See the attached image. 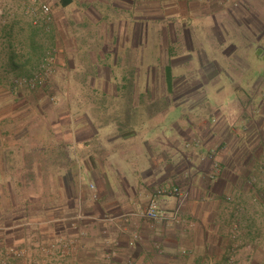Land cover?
<instances>
[{
	"label": "crops",
	"instance_id": "0c3cea01",
	"mask_svg": "<svg viewBox=\"0 0 264 264\" xmlns=\"http://www.w3.org/2000/svg\"><path fill=\"white\" fill-rule=\"evenodd\" d=\"M35 1L16 0L15 18L0 29V87L9 71L27 77L54 52L44 87L13 97L40 108L0 111V127L16 124L5 138L0 128V228L23 222L11 217L17 207H35L30 226L47 229L50 250L55 240L75 242L90 264H264L262 201L252 223L248 209L222 204L225 192L211 186L212 146L199 129L212 114L114 111L153 84L149 70L174 78L175 57L160 55L259 50L247 38H264V0H167L160 9L145 0L138 11L134 0H46L52 21L38 27L25 8ZM49 97L62 109L51 110ZM176 187L178 196L159 198V221L144 217L157 189Z\"/></svg>",
	"mask_w": 264,
	"mask_h": 264
},
{
	"label": "rangeland",
	"instance_id": "374dc122",
	"mask_svg": "<svg viewBox=\"0 0 264 264\" xmlns=\"http://www.w3.org/2000/svg\"><path fill=\"white\" fill-rule=\"evenodd\" d=\"M45 1L36 0L34 3L27 4L25 8H39L43 4L52 8L50 2ZM151 1L150 7H158V9L162 2L168 3L167 0ZM15 2L16 0H0V29L5 22L9 23L11 19L15 18L17 9L14 5ZM145 4H147L145 0H134L137 11L146 8ZM52 17L51 9V21ZM32 24L35 27L39 26L34 22ZM247 39L255 41L256 45L257 42H260L261 48L256 51L253 48V51L250 52L252 48L246 46L240 48V52L225 55L221 53H202L190 56L183 54L160 55L166 60L175 57L174 60H170V64L175 66L173 85L170 87L168 81L163 78L162 68L155 69V71L151 69V71L149 70L150 74L153 77L155 75L153 84L139 86L137 93H134L136 97L131 96V99L122 105L123 107H116L114 111L130 112L131 114L138 112L152 114L167 111L170 115H180L194 110L207 113V115L212 114L209 119L210 124H207V121L204 122L201 124L203 128L198 125L201 134L209 139L208 144L212 146V150L207 154L208 159L205 160L209 163L207 169L213 179L211 186L214 188L216 185L218 189L225 192L226 198L221 202L222 204L227 203L230 207L239 205L245 210L248 209L246 216H249V220L253 223L254 218L257 217L254 216L256 211L254 207L260 205L257 202L262 201L261 208H264V38ZM4 43L5 41L0 37V64L6 60V55L2 52ZM191 59L194 60V63L190 62ZM158 65L155 66L158 68ZM36 69L34 68L31 74ZM144 70L147 71L146 68ZM8 73L7 84L0 87L3 93L0 96V111H14L22 107L29 110L40 108L35 105V102H21L20 104L13 97L19 92L36 93L44 85L36 89L20 88L15 81L21 79L22 76L17 71ZM132 82H134V86L138 84L135 79L131 80ZM4 88L7 89V95L4 94L6 93ZM144 89L149 93L141 97L140 90ZM128 90L133 94L135 87L132 88L131 84ZM47 103L51 110L62 109V103H57V100L50 97ZM38 105L43 108L42 104L38 103ZM67 105H73L74 108L77 106L75 103ZM137 120L134 119L135 122ZM173 120L176 119H167V121ZM15 125V122L9 119L2 122L0 128L4 133V138L10 136L11 131L15 130ZM238 190L245 191L247 195L242 199L237 198L236 191ZM34 208L17 207L16 214L11 217H25L22 219L23 222L7 221L6 224H1L3 227L0 228V236L3 238L0 241L3 242L0 243V262L7 261L6 256L16 252L21 257H26L30 262L31 260L33 263L38 261V264H90L82 260V253L77 249L75 242L67 245L65 240H55L56 247L52 248L53 250H47L48 247L45 248L44 244L47 239L51 241V234L45 227L34 231L30 226V217L34 220L36 216L33 212ZM263 219L264 216H258L256 220ZM238 220L236 216L234 223L238 224ZM14 222L15 226L23 228L18 230L16 235H11L13 229L6 228V226H10ZM46 255H52L56 260L47 262ZM13 257L20 258L15 255ZM100 264L110 263L100 261Z\"/></svg>",
	"mask_w": 264,
	"mask_h": 264
},
{
	"label": "built area",
	"instance_id": "2783aa9c",
	"mask_svg": "<svg viewBox=\"0 0 264 264\" xmlns=\"http://www.w3.org/2000/svg\"><path fill=\"white\" fill-rule=\"evenodd\" d=\"M27 13L31 15L32 20L35 25H41L43 23H49L51 21V8L47 4H43L41 7H31L27 9ZM54 61V52L48 50L43 58L40 60V64L38 65L36 71L31 75L16 80L17 86L20 88L26 87L28 89H36L38 87H42L45 83V75L49 73L50 67ZM181 193L179 188H171V189H157L153 197L151 198L146 210L143 215L150 222L154 223L159 221L163 217V212L160 206V197L166 196H178ZM96 198V196H95ZM238 224H234V228L236 229ZM135 239H138V235L134 236ZM16 257H21L18 253H14Z\"/></svg>",
	"mask_w": 264,
	"mask_h": 264
},
{
	"label": "trees",
	"instance_id": "16d2710c",
	"mask_svg": "<svg viewBox=\"0 0 264 264\" xmlns=\"http://www.w3.org/2000/svg\"><path fill=\"white\" fill-rule=\"evenodd\" d=\"M71 2V0H63V5H68L69 3ZM167 81H168V83H169V85H170V87L173 85V77H172V72H171V70L170 69H168L167 70ZM21 228H16V229H13V232L12 233H10L11 235H16V232L18 231V230H20ZM3 238V237H2ZM6 238V237H5ZM46 240V239H45ZM44 240V241H45ZM48 240V239H47ZM49 241V240H48ZM44 246H45V248H47V250H49L50 249V247L48 246V245H46V244H44ZM14 255L13 254H8V256H6V259H7V261H4V262H0V264H38V261H35L34 263H33V261L31 260V262H30V260H28L26 257L24 258V257H20L19 259L18 258H15V257H13ZM46 259H47V262H53V261H55L56 259H55V257H52V255L51 256H47L46 255ZM50 259H51V261H50Z\"/></svg>",
	"mask_w": 264,
	"mask_h": 264
}]
</instances>
